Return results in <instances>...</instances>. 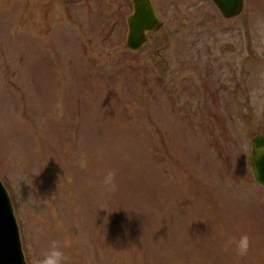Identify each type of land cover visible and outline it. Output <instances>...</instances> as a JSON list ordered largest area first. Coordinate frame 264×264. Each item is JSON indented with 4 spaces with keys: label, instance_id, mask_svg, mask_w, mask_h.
<instances>
[{
    "label": "rangeland",
    "instance_id": "rangeland-1",
    "mask_svg": "<svg viewBox=\"0 0 264 264\" xmlns=\"http://www.w3.org/2000/svg\"><path fill=\"white\" fill-rule=\"evenodd\" d=\"M152 2L164 25L134 52L133 0H0V179L28 264L53 240L67 264H264V0Z\"/></svg>",
    "mask_w": 264,
    "mask_h": 264
},
{
    "label": "water",
    "instance_id": "water-1",
    "mask_svg": "<svg viewBox=\"0 0 264 264\" xmlns=\"http://www.w3.org/2000/svg\"><path fill=\"white\" fill-rule=\"evenodd\" d=\"M221 13L231 18L241 13L244 0H212ZM134 11L127 17V49L140 50L147 42L149 31L161 26L150 0H134ZM249 164L255 181L264 187V135H256L250 141ZM0 264H27L22 248L19 226L9 193L0 180Z\"/></svg>",
    "mask_w": 264,
    "mask_h": 264
},
{
    "label": "clouds",
    "instance_id": "clouds-1",
    "mask_svg": "<svg viewBox=\"0 0 264 264\" xmlns=\"http://www.w3.org/2000/svg\"><path fill=\"white\" fill-rule=\"evenodd\" d=\"M82 166H86L82 163ZM103 183L105 186L115 189V172L108 171L104 176ZM249 249V238L247 235L240 237L237 242V253L239 255H246ZM68 257L62 250L60 243L56 240L51 241L48 249L42 254V257L38 260V264H67Z\"/></svg>",
    "mask_w": 264,
    "mask_h": 264
},
{
    "label": "flooded vegetation",
    "instance_id": "flooded-vegetation-1",
    "mask_svg": "<svg viewBox=\"0 0 264 264\" xmlns=\"http://www.w3.org/2000/svg\"><path fill=\"white\" fill-rule=\"evenodd\" d=\"M155 33V32H154ZM150 38H151V36H150V34H149V40H150Z\"/></svg>",
    "mask_w": 264,
    "mask_h": 264
}]
</instances>
